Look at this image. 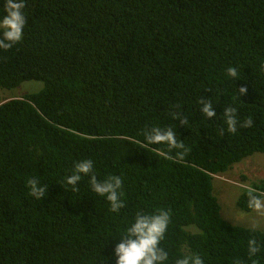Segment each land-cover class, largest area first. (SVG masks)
<instances>
[{
    "label": "trees",
    "instance_id": "1",
    "mask_svg": "<svg viewBox=\"0 0 264 264\" xmlns=\"http://www.w3.org/2000/svg\"><path fill=\"white\" fill-rule=\"evenodd\" d=\"M24 11L23 39L0 50V88L43 87L0 102V264H116L127 223L158 208L172 211L161 241L169 264L178 252L252 264L246 242L264 232L221 216L212 178L264 152V0H26ZM200 99L213 101L215 118ZM227 106L254 126L220 135ZM153 127L176 131L182 158L146 146ZM83 159L98 180L123 174L119 214L89 177L79 192L64 183ZM32 177L48 185L39 202ZM251 185L264 192V181ZM236 206L252 210L242 192Z\"/></svg>",
    "mask_w": 264,
    "mask_h": 264
},
{
    "label": "clouds",
    "instance_id": "2",
    "mask_svg": "<svg viewBox=\"0 0 264 264\" xmlns=\"http://www.w3.org/2000/svg\"><path fill=\"white\" fill-rule=\"evenodd\" d=\"M3 10L0 14V50L6 51L17 45L22 39L26 25V0H3ZM228 78L240 80V69L235 65H228L225 69ZM247 89L241 87L239 95L246 94ZM199 110L203 116L211 120L216 117L213 101L200 99ZM221 119L225 128L220 131L223 135L236 134L240 128L254 126L252 117L241 121L239 109L235 106H227L223 109ZM187 124V118L183 119ZM146 146L153 144H166L170 149L176 150V157L182 158L186 151L184 142L177 138L173 128L153 127L146 134ZM83 177H89V189L92 193L106 199L109 202V211L119 214L125 208V194L122 191L123 174H109L104 179H97L94 161L83 159L74 162L70 175L66 176L64 183L70 186L73 192H79V184ZM28 195L36 201H41L47 195L48 185L42 184L37 177L28 178L26 181ZM241 192L248 199V207L260 210L264 206V192L251 184L240 185ZM171 209L158 208L154 212L138 211L133 220L127 223L120 235L119 242L115 244L114 255L116 264H169V253L161 247V241L165 239L171 223ZM256 228L250 229L255 232ZM247 256L252 264H260V254L264 252V240L252 236L246 242ZM174 264H204L203 257L198 253L185 254L178 252ZM232 264H244L239 258H235Z\"/></svg>",
    "mask_w": 264,
    "mask_h": 264
},
{
    "label": "rangeland",
    "instance_id": "3",
    "mask_svg": "<svg viewBox=\"0 0 264 264\" xmlns=\"http://www.w3.org/2000/svg\"><path fill=\"white\" fill-rule=\"evenodd\" d=\"M42 87V81L26 80L16 88H0V102L23 93L37 92ZM260 181H264V152H254L226 172L213 175V194L220 204L221 216L230 223L255 227L264 232V206L260 210L252 209L248 212L236 206L237 197L241 193L240 185Z\"/></svg>",
    "mask_w": 264,
    "mask_h": 264
}]
</instances>
